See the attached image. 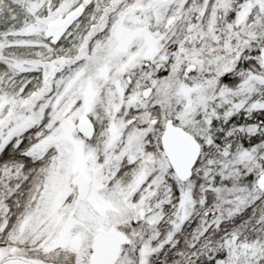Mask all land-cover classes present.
Instances as JSON below:
<instances>
[{"label":"snow or ice","instance_id":"6c2138e0","mask_svg":"<svg viewBox=\"0 0 264 264\" xmlns=\"http://www.w3.org/2000/svg\"><path fill=\"white\" fill-rule=\"evenodd\" d=\"M0 264H264V0H0Z\"/></svg>","mask_w":264,"mask_h":264}]
</instances>
